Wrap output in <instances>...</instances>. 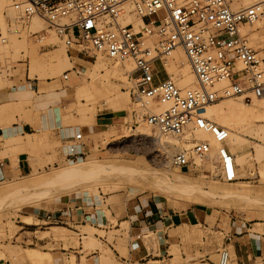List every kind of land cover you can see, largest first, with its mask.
I'll return each instance as SVG.
<instances>
[{"label":"rangeland","instance_id":"374dc122","mask_svg":"<svg viewBox=\"0 0 264 264\" xmlns=\"http://www.w3.org/2000/svg\"><path fill=\"white\" fill-rule=\"evenodd\" d=\"M11 1L0 0V29L7 39L4 45H0V90L15 86L28 91L32 97L34 92L38 93V99L46 97V92L51 90L66 89V94L59 101L38 105L34 104L33 99L0 104V127L11 121L26 122L33 127L29 137L25 135L1 145L12 158L25 152L31 169L25 175L0 181V191H4L0 196V264H35L29 259H14L8 255V249L20 250L22 254L36 249L50 257L49 264H69L71 259L73 264H101L97 258L107 254L110 260L103 264H241L227 250L225 234L250 232L264 237V112L257 111L253 106L254 101L245 104L236 99H223L213 104L220 106L224 102H232L246 113V119H242L237 127L220 123L241 137L233 144L227 141L233 155H245L244 165L236 163V181L225 182L217 176L218 170L213 163L215 153L211 155V162H197L188 170L177 171L170 165V158L165 161L164 152L171 144L175 147H188L189 144L160 135L156 128L146 125L143 116L146 112L160 113L165 106L159 112L151 110L157 106L154 103L142 108L132 95L133 84L128 77L126 81L112 80L113 86L119 85L118 94L122 96L115 101L107 102L103 95L94 96L89 103L77 101L75 87L91 80L88 73L93 72V66L104 62L112 70L123 66L122 63L110 61L89 50L79 53L78 47L66 48L49 31H45V38L41 42H36L31 33L45 30V25L38 19L32 20L29 25L12 23L11 29L18 31H9L10 23L3 13L10 7ZM7 16L12 17L13 14ZM35 21L39 28L32 31ZM257 36L264 43V33ZM50 58L61 60L50 62ZM124 66L133 69L131 61H125ZM184 68V62L176 66L172 59L166 65V73L181 89L188 88L182 84L187 76L184 75ZM188 70L191 72L189 66ZM32 71L47 74V79H31L29 74ZM64 75H67V80H63ZM191 86L195 88L196 83ZM48 94L53 97V93ZM109 94L112 93L109 91ZM111 104L119 109L112 108ZM110 111L121 114L123 118L110 126L87 131L94 129V125L90 124L92 117L94 120L99 113ZM12 114L17 117L6 116ZM205 116L208 117V114L205 113ZM85 117L84 121L82 118ZM44 119L49 125L44 124ZM55 123L63 129L83 132L87 153L82 161L69 164L64 160V143L54 131ZM195 139L212 142L207 134L200 132H197ZM176 149L172 148L170 157ZM90 164L114 168L137 167L130 172L135 171L138 177L145 178L127 177L116 171L106 174L99 171L90 178L31 186V181L49 177L55 171ZM166 177L188 183L190 191L180 193L175 200L171 197ZM19 186L23 188L16 189ZM229 187L233 190L230 196L216 193L217 189ZM241 187H245V191L242 192L244 188ZM63 194L85 195L89 201L98 200L94 207L104 216L103 222L45 223L46 216L53 213L54 203ZM138 198L154 199L174 211L199 206L207 211L208 224L171 230L170 238L166 237L169 245L165 253L156 235H135L130 222H125L128 206ZM136 236L140 237L142 249L149 255L139 263L129 261L131 244ZM250 264H264V254L262 259L253 260Z\"/></svg>","mask_w":264,"mask_h":264},{"label":"built area","instance_id":"2783aa9c","mask_svg":"<svg viewBox=\"0 0 264 264\" xmlns=\"http://www.w3.org/2000/svg\"><path fill=\"white\" fill-rule=\"evenodd\" d=\"M238 1L12 0L3 14L10 23L9 31H18L11 29L12 23L41 21L45 30L31 33L36 42L49 31L64 47L80 48L79 53L89 50L113 62L131 61L128 79L140 106H165L160 113L146 112V125L162 136L189 144L175 150L170 165L184 171L208 161L210 142L195 139L197 132H203L218 145L213 161L217 176L234 182L237 164L226 145L228 129L198 111L223 99L252 104L264 98V43L254 36L264 32V0L235 7ZM10 13L12 17L7 16ZM127 16L130 22L124 24ZM135 21L140 24L136 26ZM6 40L0 29V45ZM177 49L183 51L195 78L193 89H181L166 73L168 60ZM62 140V156L67 163L85 158L81 130L70 129ZM3 166L0 160V181L4 180ZM66 216L49 214L45 223L64 224Z\"/></svg>","mask_w":264,"mask_h":264},{"label":"crops","instance_id":"0c3cea01","mask_svg":"<svg viewBox=\"0 0 264 264\" xmlns=\"http://www.w3.org/2000/svg\"><path fill=\"white\" fill-rule=\"evenodd\" d=\"M48 93H53V97H49ZM29 94L28 91L15 86L14 88L12 87L8 90L1 89L0 104L16 103L31 99H33V102L36 105L40 103L43 104L48 101L56 102L64 98L66 89L48 91L46 92L47 96H41L40 99H38V97H40L38 93L34 92V97L31 96V93ZM6 116H9L10 118L17 117L15 114ZM122 118L123 117L121 114L114 113L113 111L99 113L94 119V129H87V131L90 132V130H97V128L110 126ZM44 124L49 125L47 119H44ZM47 129H49V127ZM32 130L33 127L31 124L26 122L17 123L16 121H11L4 127H0V160L4 161L1 174L4 177V180H9L14 177L27 174L31 169V165L28 155L25 152H20L15 156V158H12L6 153L7 150L1 145H3L5 141H10L11 136L19 135L20 138H23L26 134L30 135ZM69 130L70 129H63L62 126L55 123L54 131L61 142L63 141L62 135L68 133ZM62 143H64V141ZM136 168L137 167L114 168V166L109 167L90 164L84 167L64 168L60 171H55L54 174L49 177L41 178L38 181H31L30 183L31 186H34L38 184L60 183L64 180L80 177L90 178L98 174L99 171L104 174L116 171L117 173L126 175L127 177H138V173H136V175L134 173L135 171L130 172V170H135ZM138 178L143 179L145 176ZM166 180L168 181L169 187L171 189V197L175 200L180 193L185 194L190 191L191 186L188 183L174 181L168 177H166ZM19 188L21 189L23 187L19 186L16 189ZM241 188H244L242 192L245 191V187ZM216 191V193L220 196H230L233 194V190L230 187L228 189H217ZM3 194L4 191H0V196ZM97 201L95 200V202ZM95 202L89 201L85 195L74 196L63 194L58 198V201L54 203L55 205L52 214L57 215L60 213H65L67 215L66 220L68 223L87 221L98 222L99 220L100 222H103L104 216L94 207ZM128 211L129 212H127L126 215L127 220L125 222H130V227L133 233L135 235L153 233L157 236L160 246L163 247L165 253L167 252L166 247L169 245V240L166 239V237L170 238L169 232L171 230L182 226L193 227L197 225H206L208 224L206 220L209 218L207 211L201 209L199 206L191 207L184 211H174L165 207L161 202H157L154 199L143 198L133 199V202L128 206ZM52 229L57 231L56 228ZM146 237L148 236H145V238ZM133 240L134 243L131 244V249L129 252V261L139 263L145 260L149 255L144 252V249H142L139 236H136V238ZM225 245L227 250L233 255L234 260L241 264H250L253 260L262 259L264 254V237H262V235H256L250 232L237 233L236 231H233L229 234H225Z\"/></svg>","mask_w":264,"mask_h":264},{"label":"bare ground","instance_id":"6f19581e","mask_svg":"<svg viewBox=\"0 0 264 264\" xmlns=\"http://www.w3.org/2000/svg\"><path fill=\"white\" fill-rule=\"evenodd\" d=\"M250 3H251V0H239L235 7H244V6L249 5ZM128 22H130V18L127 16V17H125L124 24H126ZM134 24L137 26L140 23L135 21ZM38 28H39L38 22L37 21L33 22L31 30L37 31ZM260 33H264V32H259L254 36L258 37L257 35ZM59 60H61V58H57V59L56 58L55 59L50 58L49 59L50 62H57ZM65 60H66V58H65ZM172 60L174 61V63H176V66L178 63L184 62L185 68H184L183 72H184V75H187V76L185 77L182 84H184V86L185 85L188 86V88H184V89H193V86H191V85L193 83H196L194 80L195 78H193L191 72H189V70H188V66L186 65V62H185L186 59H185V55H184L183 51L181 49H177L176 51H174L172 54ZM124 63L125 62H123L121 64L123 66L119 65L115 69H112V70H110V68L108 69L107 65L104 62H102V63L99 62L97 65L93 66V72L88 73V76L91 78V80H88L87 84H80V85L75 87L74 96H75L76 100L77 101L85 100L86 102L89 103V102L93 101L94 96H102L103 95V97L105 98V101L112 102V101L117 100L119 97H122V96H119V94H118L119 93V88H118L119 85L117 84L118 86H113L112 80L115 79V80H120V81L121 80L126 81V79L128 77L127 73L129 74L132 71V69H130L128 66H124ZM46 76H48V75L45 73H34L33 71L29 74V77L31 79H38V80H44L46 78ZM109 91L112 94L107 95V92H109ZM99 101H101V100H99ZM253 101H254L253 106L257 108V111L258 112H264V98L258 99V100H253ZM111 105H112L111 106L112 108H114V109L116 108L117 110L119 109L118 106H115L114 104H111ZM150 109H151V107H150ZM161 109H162V105H160V106L157 105L151 110H153V112H159ZM198 113L204 117H206L205 113H207L208 117L211 119V121L218 124V125L222 126V124H220V123H223V124H227V125H233L236 127L239 126L242 119H244V117L246 116V113L244 111L240 110L232 102H224L220 106H213L212 105V106L204 107V108L200 109L198 111ZM85 115H87V114H85ZM257 115H258V113H257ZM86 117L82 118V119L84 120V119H86ZM208 117H206V118H208ZM87 118H90V116ZM93 123H94V120L92 117L90 120V124H93ZM228 132H229V135H228L227 141L230 144L236 143L241 139V137L238 133H231L229 130H228ZM200 133H203V132H200ZM26 136L29 137V135H27V134H26ZM11 139H20V136L19 135L12 136ZM187 140H190V138H187ZM204 140H206V139H204ZM189 142H191V140ZM186 144H188L187 141L185 142V145ZM210 144H211L212 150L209 154L208 161L211 162L212 161L211 155L213 153H216V149L218 148V145L214 141L210 142ZM226 145H227V142H226ZM172 148L178 149L180 147H175V146H173V144L169 145L167 147L166 151L164 152L165 161L168 160V158L172 157V155L170 157ZM227 148H228V146H227ZM228 151H229V149H228ZM231 155L233 156L235 163L237 162V163H239V165H244L245 155H243V154L238 155L236 153L234 155L231 153ZM230 185H231V183H230ZM84 238L86 239L88 237L84 236ZM6 251H7L8 255L12 256L16 260L17 259H23V260L29 259L31 262H33L35 264H43L44 262L47 264L50 263V257L46 253L39 252L36 249H29L28 252L23 253V254L21 253L20 250H16V249H8ZM109 260H110V255H108V254L104 255L103 257L97 258V261H100L101 264L106 263ZM69 264H73V259H71V261H69Z\"/></svg>","mask_w":264,"mask_h":264}]
</instances>
